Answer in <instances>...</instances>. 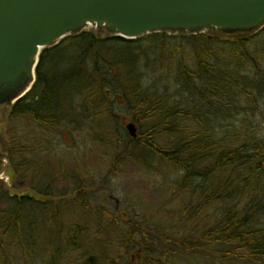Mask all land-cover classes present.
Returning <instances> with one entry per match:
<instances>
[{"label":"trees","instance_id":"1","mask_svg":"<svg viewBox=\"0 0 264 264\" xmlns=\"http://www.w3.org/2000/svg\"><path fill=\"white\" fill-rule=\"evenodd\" d=\"M261 35L264 30L243 42L161 34L134 42L99 40L91 32L66 38L42 53L32 92L12 106L2 127L13 118L25 117L47 135L59 123L80 128L84 119L97 134L115 125L120 115L114 108L120 103L130 111L138 134L133 140L127 133L123 149L114 154L111 171L129 163L148 173H175L177 193L190 190L192 195L179 216L185 224L203 223L199 215L214 205L223 208L218 217L207 219L213 220L197 235L175 236L134 220L126 223L128 229L118 246L126 249L129 264H174L182 257L213 259L220 264H264V226H257L264 216V138L257 139L256 132L246 126L234 128V117H230L250 111L248 104L257 94L251 80L258 79V90L264 86V71L259 69L264 61V50L258 47ZM178 40L179 45H171ZM250 44L256 49L254 57L246 48ZM180 49L182 56L176 59ZM250 68L252 76L247 81ZM147 70L156 78L148 77L146 84ZM240 101L243 106L238 105ZM223 121H227L224 126ZM119 139L122 142V134ZM8 144L14 173L32 164L30 157H23L30 145L20 144L17 136ZM55 182H48L47 193ZM5 202V195L0 194V255L6 236L14 233L23 244H29L24 246L29 247L31 259L43 256L39 238L46 223L55 230V245L67 248L62 229L54 227L59 222L55 208H40L48 206L30 199L10 208ZM84 229L75 224L76 233ZM49 232L45 239H51ZM75 242L70 240L69 247ZM90 245L93 248L87 237L80 247ZM61 248L54 255L62 257ZM82 260V264H101L91 253ZM110 263L115 264L114 260Z\"/></svg>","mask_w":264,"mask_h":264},{"label":"rangeland","instance_id":"2","mask_svg":"<svg viewBox=\"0 0 264 264\" xmlns=\"http://www.w3.org/2000/svg\"><path fill=\"white\" fill-rule=\"evenodd\" d=\"M179 43L178 40L171 45L177 46ZM258 43H260L258 47L264 50V35H261ZM186 45L187 43L183 46L185 55L189 52ZM253 46L250 44L246 48L251 49L254 57L256 49ZM182 52L181 49L177 51L176 59L182 56ZM259 69L264 71V61H261ZM249 70V74L245 73L249 75L247 81L252 76L251 68ZM145 74H147L146 84L148 77L156 78L151 71L147 70ZM261 75L264 76V72L261 71ZM251 82L253 88L257 89V94L251 105L248 104L250 111H244V115L242 111L244 117L235 116L240 113L239 111L230 117H234L232 120L235 122L234 128L246 126L250 131L256 132V138L260 139L264 138V86L258 90L256 85L258 79L254 78ZM238 105L243 106L244 103L240 101ZM114 110L120 115L115 125L104 131H96L97 134L92 133L89 123L84 122V119L80 128L74 129V124L69 125L66 122L59 123V126L47 135L25 117L13 118L4 127L0 125V148L4 145L3 138L11 143V140L17 136L20 138V144L30 145V152H26L23 157L25 159L30 157L32 160L29 167L19 172L14 173L9 162L4 172L0 168V194L5 195L7 201L5 206L10 208L11 204L16 205L22 200L30 199L34 204L48 206L40 208H55L59 222L54 227L61 228L67 238V248L55 245L58 243L55 242L53 234L55 230L54 228L51 230L49 223H46V231L41 234L39 245L45 248L47 254H44L41 247L39 253L43 256L39 255L31 259L28 256L29 247L24 246L26 241L23 244L13 236L14 233H11L6 236L0 264H82L84 261L82 258L87 253L95 256L101 264H108L111 260H114L115 264H129L131 261L126 249L118 246L125 230L128 229L126 223L134 220L153 230L173 233L175 236L176 234L183 236L189 232H195L197 235L213 220L207 219L219 216L223 209L222 205L221 207L214 205L199 215L203 223L185 224L179 216L181 209L189 202L192 195L190 190L180 195L177 193L174 189L175 173L169 175L168 172L163 171L159 172L162 175L160 176L156 171L148 173L141 166L129 163L115 169L114 172L111 171L114 154L120 152L127 142L125 126L131 122L130 111L124 110L120 103ZM225 124L227 121L222 122L223 126ZM116 129L119 131L117 132ZM121 134L123 139L119 143ZM50 181L56 182L50 193H47L46 185ZM30 187L37 188L39 193L44 194L38 195ZM239 203L242 205L243 201ZM24 211V217L28 219L27 207ZM38 216L40 221L42 216ZM260 218L257 224L259 228L264 226V216ZM75 224L84 226L85 229L81 233H76ZM47 232L50 233L51 239L44 238ZM87 237L91 243L93 241L92 246L95 249L91 245L84 247L85 249L80 247ZM48 240L54 243L48 244L46 242ZM70 240L80 241V244L75 242V246L69 247ZM109 246L112 247L111 250ZM21 248L25 249V252L21 251ZM60 248L62 257L54 255ZM189 258L182 257L173 263L220 264L213 259ZM226 264L243 263L227 262Z\"/></svg>","mask_w":264,"mask_h":264},{"label":"water","instance_id":"3","mask_svg":"<svg viewBox=\"0 0 264 264\" xmlns=\"http://www.w3.org/2000/svg\"><path fill=\"white\" fill-rule=\"evenodd\" d=\"M262 30L264 0H0V124L34 87L44 50L66 38L91 32L104 40L161 34L237 42ZM125 130L137 138L133 123ZM8 150L4 139L3 172Z\"/></svg>","mask_w":264,"mask_h":264},{"label":"bare ground","instance_id":"4","mask_svg":"<svg viewBox=\"0 0 264 264\" xmlns=\"http://www.w3.org/2000/svg\"><path fill=\"white\" fill-rule=\"evenodd\" d=\"M150 36H153V35H150ZM146 37H148V36H146ZM146 37H145V38H146ZM195 37H197V36H195ZM145 38H142V39H145ZM139 40H141V39H139Z\"/></svg>","mask_w":264,"mask_h":264}]
</instances>
